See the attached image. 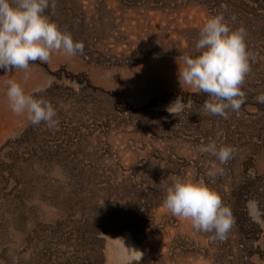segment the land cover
<instances>
[{
	"label": "rangeland",
	"instance_id": "obj_1",
	"mask_svg": "<svg viewBox=\"0 0 264 264\" xmlns=\"http://www.w3.org/2000/svg\"><path fill=\"white\" fill-rule=\"evenodd\" d=\"M45 14L84 51L37 61L27 81L0 69V264H264V224L247 207L264 209V0H56ZM218 14L256 55L228 119L178 81ZM10 80L47 99L58 127L13 114ZM213 141L234 149L227 164L198 151ZM175 178L203 181L231 208L225 242L164 206Z\"/></svg>",
	"mask_w": 264,
	"mask_h": 264
},
{
	"label": "clouds",
	"instance_id": "obj_2",
	"mask_svg": "<svg viewBox=\"0 0 264 264\" xmlns=\"http://www.w3.org/2000/svg\"><path fill=\"white\" fill-rule=\"evenodd\" d=\"M55 7L56 0H0V69L5 72L20 69L27 81L30 65L37 61L48 63L54 53L62 52L68 57L83 54L84 44L62 32L45 14L49 9L54 12ZM194 47L195 55L185 54L181 58L183 67H179L178 81L181 87L211 97L203 105L205 113L228 119L229 111L238 113L245 103L242 85L251 71L250 62L256 60V55L248 51L246 30L231 28L225 16L218 14L203 25ZM7 83L6 97L13 114L26 116L33 126L44 123L49 129L58 127L57 112L47 99L26 93L19 82ZM256 101L264 103V94L258 95ZM173 106L174 111L170 112L176 116L186 107L179 97ZM198 151L215 157L220 165L234 156L231 146L218 148L214 141L201 145ZM208 175L223 176L224 168L217 167ZM164 206L173 216L189 221L194 230L212 233L214 242H225L235 225L231 208L203 181L175 178L167 188ZM247 207L253 222L264 224V209L258 202L250 200Z\"/></svg>",
	"mask_w": 264,
	"mask_h": 264
}]
</instances>
